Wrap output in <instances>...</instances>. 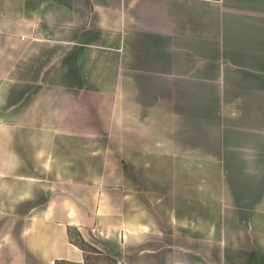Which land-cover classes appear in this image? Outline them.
Returning <instances> with one entry per match:
<instances>
[{
  "label": "crops",
  "instance_id": "obj_1",
  "mask_svg": "<svg viewBox=\"0 0 264 264\" xmlns=\"http://www.w3.org/2000/svg\"><path fill=\"white\" fill-rule=\"evenodd\" d=\"M212 136L261 158V230L215 186L208 215ZM69 233L115 264H264V0H0V264H82Z\"/></svg>",
  "mask_w": 264,
  "mask_h": 264
},
{
  "label": "rangeland",
  "instance_id": "obj_2",
  "mask_svg": "<svg viewBox=\"0 0 264 264\" xmlns=\"http://www.w3.org/2000/svg\"><path fill=\"white\" fill-rule=\"evenodd\" d=\"M235 97V96H234ZM238 102L241 106L240 110L245 111L247 102L246 95H238ZM222 95H213L209 99H213L210 104L216 106L214 109L211 107L208 108L205 112L204 118V126L207 129H210V123H221L219 104L225 102V100H221ZM227 98H230L227 97ZM230 120V119H229ZM229 125V123H228ZM199 127V126H198ZM197 126H192L196 130L202 129L203 126L200 125V128ZM230 127V126H229ZM191 130V131H192ZM190 133H193L191 132ZM196 136H192L194 138ZM199 144V143H198ZM200 145V149H204L208 154H211L212 157L202 159L201 162L202 167L205 169V174H202L201 180L202 182L207 183L208 189L206 191L207 194V209L208 215L210 213H214V200H215V190L214 186L216 187V192L218 195L222 194L223 199V210L222 214L225 216L233 215L235 218L238 217L239 219L242 217L245 221L248 220V215L252 214L255 215V222L254 225L256 230H261V215H262V173H261V158L256 159V166L255 169L245 168L242 167L240 164H237V158L230 159L225 158L223 151L225 149L221 148L220 142L214 139L210 140L207 137V140ZM194 149V147H192ZM195 148H198L196 145ZM245 151L247 148H243ZM259 150H261V143H259ZM216 153V154H215ZM221 153V154H220ZM217 155V158L213 156ZM191 161H197L191 159ZM258 161V163H257ZM192 166V164H191ZM195 175L193 172L190 174V181H193ZM219 198V196H217ZM218 207V206H217ZM249 212V213H246Z\"/></svg>",
  "mask_w": 264,
  "mask_h": 264
},
{
  "label": "trees",
  "instance_id": "obj_3",
  "mask_svg": "<svg viewBox=\"0 0 264 264\" xmlns=\"http://www.w3.org/2000/svg\"><path fill=\"white\" fill-rule=\"evenodd\" d=\"M70 240L73 241L78 247H80L85 253V259L82 264H115V261L103 255L99 250L92 247L91 245L84 242L81 236L78 233H75L73 236L69 233ZM54 264H77V263H70L64 260H56Z\"/></svg>",
  "mask_w": 264,
  "mask_h": 264
}]
</instances>
